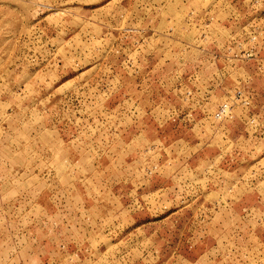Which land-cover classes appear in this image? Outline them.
I'll list each match as a JSON object with an SVG mask.
<instances>
[{
    "label": "rangeland",
    "instance_id": "rangeland-1",
    "mask_svg": "<svg viewBox=\"0 0 264 264\" xmlns=\"http://www.w3.org/2000/svg\"><path fill=\"white\" fill-rule=\"evenodd\" d=\"M0 264H264V0H0Z\"/></svg>",
    "mask_w": 264,
    "mask_h": 264
}]
</instances>
